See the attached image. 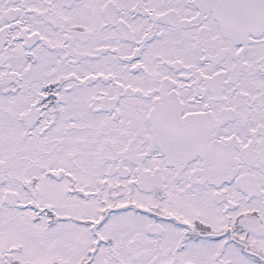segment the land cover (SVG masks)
<instances>
[{
	"label": "snow or ice",
	"instance_id": "1",
	"mask_svg": "<svg viewBox=\"0 0 264 264\" xmlns=\"http://www.w3.org/2000/svg\"><path fill=\"white\" fill-rule=\"evenodd\" d=\"M0 264H264V0H0Z\"/></svg>",
	"mask_w": 264,
	"mask_h": 264
}]
</instances>
